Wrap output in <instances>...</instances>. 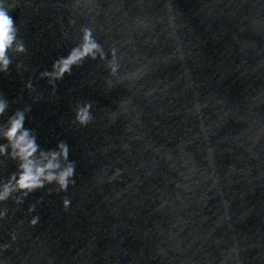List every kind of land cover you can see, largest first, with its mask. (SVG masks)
I'll return each instance as SVG.
<instances>
[{"label": "water", "instance_id": "1", "mask_svg": "<svg viewBox=\"0 0 264 264\" xmlns=\"http://www.w3.org/2000/svg\"><path fill=\"white\" fill-rule=\"evenodd\" d=\"M2 2L25 51L0 71V264H264V0ZM85 29L103 56L41 75ZM18 111L35 163L67 144L66 192L14 187Z\"/></svg>", "mask_w": 264, "mask_h": 264}, {"label": "clouds", "instance_id": "2", "mask_svg": "<svg viewBox=\"0 0 264 264\" xmlns=\"http://www.w3.org/2000/svg\"><path fill=\"white\" fill-rule=\"evenodd\" d=\"M23 53L25 46L22 40L17 39V30L14 20L8 14L2 0H0V71L7 72L11 64L9 51ZM103 56L100 45L92 38L89 29L84 30L83 43L78 48L73 49L67 58H61L53 63L51 72H44L41 75L50 76L54 79H61L67 72H71V66L78 61H81L86 56L96 57L97 53ZM31 86V85H29ZM7 107V101L0 100V114H3ZM91 103L85 104L80 107L76 114V119L81 124H86L91 119ZM24 113L17 112L10 118V126L5 132V138L11 144L13 151L16 155L20 156L24 161L21 164V173L19 179L15 181L16 188L33 190L36 188L44 187V181L52 183L56 181L61 191H67L69 183H75L73 179L75 175L76 164L74 161H68V146L65 142H60L58 147L60 153H53L52 159L57 160L58 156H62L67 161V166L61 168L59 162H48L47 164L39 165L30 159L33 153L36 152L37 146L35 145L34 138H29L27 130H23ZM5 151V146H0V152ZM15 179V178H14ZM13 190V186L5 185L4 190L0 193V200L5 199L8 194ZM65 206L70 204V200L64 199ZM35 210V205L32 206ZM39 221V216L33 218L32 223L36 224Z\"/></svg>", "mask_w": 264, "mask_h": 264}]
</instances>
